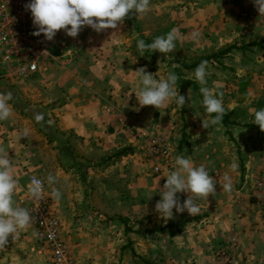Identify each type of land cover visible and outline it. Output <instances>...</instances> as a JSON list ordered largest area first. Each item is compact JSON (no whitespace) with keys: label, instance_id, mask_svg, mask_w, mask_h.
I'll list each match as a JSON object with an SVG mask.
<instances>
[{"label":"rangeland","instance_id":"obj_1","mask_svg":"<svg viewBox=\"0 0 264 264\" xmlns=\"http://www.w3.org/2000/svg\"><path fill=\"white\" fill-rule=\"evenodd\" d=\"M174 29L177 39L172 52L140 56L139 39L151 43ZM193 31L200 33L195 41ZM115 32L117 41L108 46L118 51L119 72L109 69L92 74L93 79L88 73L72 74L70 97L68 89L53 86L51 75L16 79L8 85L2 79L0 93L13 96V115L0 121V148L8 152L18 181L14 204L30 212L34 199L29 195L28 176L42 180V198L59 218L62 237L77 264H226L230 256L244 264L242 243L235 233L224 230L218 215L222 210L231 216L235 209L225 208L233 205L242 217L246 209L264 216L263 193L257 188L258 183L264 184V132L253 123L252 115L253 109L264 108V14L253 0H150L147 13H130ZM226 49L227 54L213 58ZM201 61L208 62L206 86L223 93L225 116L231 113L227 126H202L210 116L194 78ZM192 65L196 67L187 68ZM140 68L156 79L175 72L185 105L141 107L134 73ZM103 77L107 86L93 93L90 82ZM87 100H110L104 111L115 115L119 141L106 154L85 144L86 124L77 122L66 129L61 119L70 111H87ZM112 100H121L119 112L114 109L118 102ZM36 114L44 120L37 122ZM148 139L167 145V160L152 155ZM178 155L207 167L216 183L215 193L196 201L198 214L173 209V217L164 219L155 205L167 173L154 174L153 167L174 166ZM233 162L238 165L234 172ZM38 170L43 174L37 175ZM50 174L56 177L51 185L46 179ZM225 174L232 177L231 192L223 190ZM55 189L62 194L59 201L51 195ZM232 195L239 196V206L229 201ZM177 196L182 204L188 193ZM191 217L198 219L172 235L168 230L157 231ZM34 232L31 224L18 238L10 235L0 250V264H52ZM184 234L188 248L181 249Z\"/></svg>","mask_w":264,"mask_h":264},{"label":"clouds","instance_id":"obj_2","mask_svg":"<svg viewBox=\"0 0 264 264\" xmlns=\"http://www.w3.org/2000/svg\"><path fill=\"white\" fill-rule=\"evenodd\" d=\"M253 2L258 6L259 13L264 14V0ZM27 8L30 10L33 24L37 27L33 35L43 33L45 39L51 41L57 30H65L68 36L75 38L83 26H90L97 32L103 29H116L130 13L134 12L136 16L147 13L150 10V0H30ZM199 36L198 31L191 33L194 41ZM176 39L177 33L174 29L165 36L156 37L151 43L146 44L143 39H139L136 46L140 56L153 51L167 54L175 49ZM134 73L139 87L135 95L141 107L153 106L160 109L173 102L179 108L185 105V97L178 94V76L175 72H169L166 77L160 79L154 78L153 74L147 73L144 68ZM208 75V62L201 61L194 70V78L201 85L199 91L202 94V106L210 116V119L202 122L205 129L221 124L225 115L223 93H216L206 86ZM12 99L11 92L0 93V121L8 120L13 115L10 103ZM252 115L253 123L264 132V108L253 109ZM35 120L41 122L44 116L36 114ZM23 135H27V132ZM237 167L235 162L230 165L233 172ZM163 177H166V182L163 188L159 189L161 199L155 208L164 219L173 217V209L177 213L187 210L189 215L198 214L200 207L196 201L207 200L210 194L215 193L216 183L207 167L203 164L197 166L191 158L176 156L173 170L168 171ZM46 179L50 185L56 183V177L51 174ZM223 180V190L231 192L232 177L225 174ZM17 187L18 181L14 176L8 152L0 148V250H4L10 235L12 238H18L22 231L31 227L32 217L29 210L14 204L13 196ZM43 190L44 182L33 177L29 187L31 198L39 200ZM178 193H188L182 204ZM51 195L59 201L62 194L59 189H55ZM33 235L38 233L34 232Z\"/></svg>","mask_w":264,"mask_h":264},{"label":"crops","instance_id":"obj_3","mask_svg":"<svg viewBox=\"0 0 264 264\" xmlns=\"http://www.w3.org/2000/svg\"><path fill=\"white\" fill-rule=\"evenodd\" d=\"M95 19V18H94ZM32 25L35 31L37 27ZM70 27V26H69ZM43 35V33H41ZM40 34V36H41ZM117 34L115 29H103L99 32L92 29L90 26H83L78 36L73 38L66 34L65 30H57L55 37L52 39L50 48L51 60L45 64L37 74L43 78L45 75H51L53 78L52 84L57 89H68L69 97L71 92L74 93V86L71 82V75L75 73H88L90 79L92 74H100L111 70L114 73L119 72L117 69L118 54L117 49L114 51V46H108L109 42L115 43L117 41ZM32 76V77H33ZM68 79V80H66ZM89 79V80H90ZM16 79H5L6 84ZM0 80V84H1ZM68 83L66 84V82ZM105 78H99L97 81H91L90 87L94 89L93 93L97 91L103 92L107 86ZM110 89L114 88L111 84L108 85ZM97 90V91H96ZM100 92V93H101ZM104 95V94H103ZM110 100H87L89 108L87 111H70L64 117H61L66 129L75 127L77 122L86 124L88 130L85 134V144L90 145L94 150H100L101 154H106L112 147L118 144L119 138L116 134L118 127L115 124V115L107 114L104 111L105 102ZM118 102L114 108L118 111L121 100H112ZM78 102V100H74ZM73 122H75L73 124ZM85 126V125H84ZM42 171L38 170L37 175H42ZM239 196H229V201L241 203ZM243 199V198H241ZM234 200V201H233ZM234 202V203H235ZM231 208L235 210L233 214L226 216L225 212L220 211L218 215L220 221L224 222L222 227L236 236L237 241L241 244V256L245 260L244 264H264V216L258 215L253 210H244L245 217H242V212L235 206L230 205L225 208L231 212ZM227 211V212H228ZM234 220V222H233ZM217 227H220L216 225ZM185 234L182 235L181 249H186L189 241H185ZM197 243V242H196ZM192 242L193 245H199ZM173 247V246H172ZM238 264H242L238 262Z\"/></svg>","mask_w":264,"mask_h":264},{"label":"built area","instance_id":"obj_4","mask_svg":"<svg viewBox=\"0 0 264 264\" xmlns=\"http://www.w3.org/2000/svg\"><path fill=\"white\" fill-rule=\"evenodd\" d=\"M29 2L30 0H0V80L31 77L52 59V40H46L42 34L33 35L36 31L32 25L30 10L27 8ZM148 142L152 155L167 160L169 150L166 144L159 139H148ZM172 168V165L163 168L158 164L153 167V172L167 173ZM33 177L38 178L35 175L28 176L29 187ZM257 188L263 193L264 202V184L258 183ZM30 215L33 229L38 233L35 235L36 240L43 245L52 264H77L62 237L59 218L42 197L39 200L34 199ZM226 264H238V261L234 256H230L226 259Z\"/></svg>","mask_w":264,"mask_h":264},{"label":"trees","instance_id":"obj_5","mask_svg":"<svg viewBox=\"0 0 264 264\" xmlns=\"http://www.w3.org/2000/svg\"><path fill=\"white\" fill-rule=\"evenodd\" d=\"M228 51H229V49H226V50H224V51H221V52H219V54H217V55H215V56H213V58L214 59H219V58H221L222 56H224L225 54H227L228 53ZM194 68V67H196L195 65H192V66H189V67H187L188 69H190V68ZM186 83H184V82H181L180 83V85H185ZM194 91H196L195 90V88H194ZM230 114L231 113H229V115H227V116H225L224 115V118H223V121H222V123H221V125L222 126H227V125H229L230 124V122H228V117L230 116ZM198 219V217H191V218H188L187 220H179L175 225H167V226H165V227H163V228H159V229H157V231H161V230H168L169 231V235H172L173 234V230H175L176 232L180 229V227H183V226H185L186 224H188V223H190L191 221H194V220H197ZM144 264H154V263H150V262H144Z\"/></svg>","mask_w":264,"mask_h":264}]
</instances>
